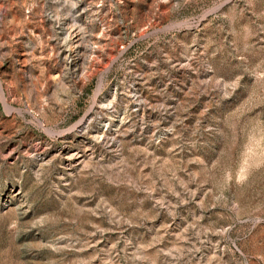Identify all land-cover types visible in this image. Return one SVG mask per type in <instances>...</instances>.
<instances>
[{
	"label": "rangeland",
	"instance_id": "obj_1",
	"mask_svg": "<svg viewBox=\"0 0 264 264\" xmlns=\"http://www.w3.org/2000/svg\"><path fill=\"white\" fill-rule=\"evenodd\" d=\"M0 264H264V0H0Z\"/></svg>",
	"mask_w": 264,
	"mask_h": 264
},
{
	"label": "bare ground",
	"instance_id": "obj_2",
	"mask_svg": "<svg viewBox=\"0 0 264 264\" xmlns=\"http://www.w3.org/2000/svg\"><path fill=\"white\" fill-rule=\"evenodd\" d=\"M2 97H3V96H2ZM2 97H1V98H2ZM4 100H5V99H4ZM4 100H3V102H4ZM6 102H7V101H6ZM6 102H4V103H5V107H6V109H7V110H10L9 107H8V105L6 104ZM5 111H6V110H5ZM6 113H8V112L6 111Z\"/></svg>",
	"mask_w": 264,
	"mask_h": 264
}]
</instances>
